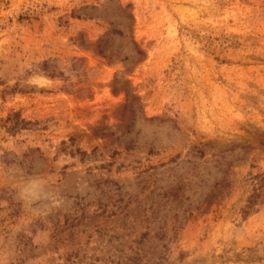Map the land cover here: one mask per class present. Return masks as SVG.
<instances>
[{"label":"rangeland","instance_id":"obj_1","mask_svg":"<svg viewBox=\"0 0 264 264\" xmlns=\"http://www.w3.org/2000/svg\"><path fill=\"white\" fill-rule=\"evenodd\" d=\"M0 264H264V0H0Z\"/></svg>","mask_w":264,"mask_h":264},{"label":"clouds","instance_id":"obj_2","mask_svg":"<svg viewBox=\"0 0 264 264\" xmlns=\"http://www.w3.org/2000/svg\"><path fill=\"white\" fill-rule=\"evenodd\" d=\"M39 183L37 181H30L29 182V188L26 189V190H29V191H32V192H35V191H38L39 190Z\"/></svg>","mask_w":264,"mask_h":264}]
</instances>
